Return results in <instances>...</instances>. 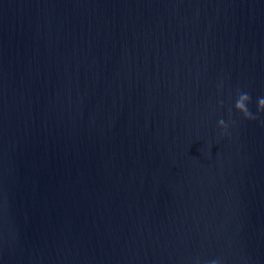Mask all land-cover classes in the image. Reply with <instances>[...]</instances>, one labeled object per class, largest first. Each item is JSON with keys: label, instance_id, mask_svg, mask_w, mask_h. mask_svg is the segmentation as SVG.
Masks as SVG:
<instances>
[{"label": "water", "instance_id": "obj_1", "mask_svg": "<svg viewBox=\"0 0 264 264\" xmlns=\"http://www.w3.org/2000/svg\"><path fill=\"white\" fill-rule=\"evenodd\" d=\"M237 89L264 0H0V264H264Z\"/></svg>", "mask_w": 264, "mask_h": 264}, {"label": "clouds", "instance_id": "obj_2", "mask_svg": "<svg viewBox=\"0 0 264 264\" xmlns=\"http://www.w3.org/2000/svg\"><path fill=\"white\" fill-rule=\"evenodd\" d=\"M251 95L247 91H241L237 89L232 108L229 111V116L231 117V112L239 114V117L243 120L252 121L256 120L257 117L264 113V96L257 97L255 102V113L250 108ZM231 126V121L226 123L224 119L217 121V128L220 130V134L223 136L228 133L229 127ZM208 264H222L219 259H213Z\"/></svg>", "mask_w": 264, "mask_h": 264}]
</instances>
